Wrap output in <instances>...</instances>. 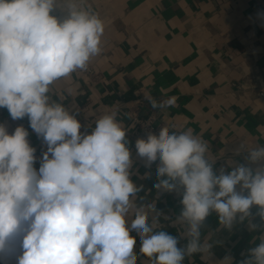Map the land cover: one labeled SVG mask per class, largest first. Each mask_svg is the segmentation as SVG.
Returning <instances> with one entry per match:
<instances>
[{
	"label": "clouds",
	"instance_id": "clouds-1",
	"mask_svg": "<svg viewBox=\"0 0 264 264\" xmlns=\"http://www.w3.org/2000/svg\"><path fill=\"white\" fill-rule=\"evenodd\" d=\"M58 2L0 0V108L13 120L27 117L47 149L37 170L28 131L18 126L9 134L0 124V264L6 257L15 264H137L132 230L152 264H182L185 255L208 252L200 227L210 211L229 229L253 205L264 220V146L249 149L248 159L260 166L216 175L205 140L190 128L170 132L164 126L158 135L138 139L136 149L146 166L159 158L158 177L168 178L155 187L171 192L176 180L184 186L179 222L187 224L191 239L179 248L175 237L152 234L155 222L150 225L148 212L134 209L131 199L140 189L129 178L132 161L117 113L102 115L85 134L76 114L52 99L55 82L86 70L101 53L104 33L103 21L80 0H63L68 16L58 21L50 15ZM175 102L150 100L154 109ZM133 209L135 219L126 227ZM241 264H264V237Z\"/></svg>",
	"mask_w": 264,
	"mask_h": 264
},
{
	"label": "crops",
	"instance_id": "crops-1",
	"mask_svg": "<svg viewBox=\"0 0 264 264\" xmlns=\"http://www.w3.org/2000/svg\"><path fill=\"white\" fill-rule=\"evenodd\" d=\"M104 23L102 51L93 57L86 70H77L52 86V99L62 102L89 125L110 112L126 130V147L132 161L130 180L140 190L133 200L134 209L148 212V223L155 222L152 234L160 231L175 237L177 247L190 241L187 224L179 222L183 211L184 186L169 192L155 187L159 158L146 166L132 138L134 116L148 110L157 113L161 127L171 131L192 129L208 144L206 159L213 172L230 173L239 165L255 169L260 162L248 159L249 149L264 146V0H80ZM50 15L63 21L67 6L59 0ZM176 98L173 106L152 108ZM0 124L9 134L23 126L30 146L36 149L38 170L46 146L30 128L27 117L13 120L0 108ZM236 191H241L236 186ZM247 190L244 195H247ZM134 209L126 216V227L135 219ZM259 206L240 220L237 214L229 229L210 211L200 227V243L208 244L207 253L185 255L182 264H241L250 258V249L264 237V220ZM254 225L255 227H250ZM133 253L137 264H152L141 253L137 231ZM3 264H15L5 258Z\"/></svg>",
	"mask_w": 264,
	"mask_h": 264
},
{
	"label": "built area",
	"instance_id": "built-area-1",
	"mask_svg": "<svg viewBox=\"0 0 264 264\" xmlns=\"http://www.w3.org/2000/svg\"><path fill=\"white\" fill-rule=\"evenodd\" d=\"M157 117L158 116L155 111L148 110L144 115L134 116L132 118V121L135 125V129L133 130L132 134L134 142H136L138 139L146 140L149 133L155 135L159 134V131L162 127L156 120ZM76 118L82 125L80 131L86 134L87 130L89 129L88 122L83 117H80L78 115H76Z\"/></svg>",
	"mask_w": 264,
	"mask_h": 264
}]
</instances>
